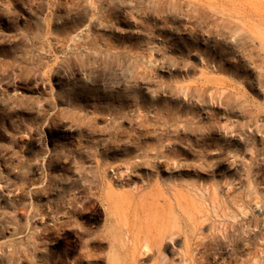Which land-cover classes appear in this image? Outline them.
<instances>
[{"label": "rangeland", "instance_id": "rangeland-1", "mask_svg": "<svg viewBox=\"0 0 264 264\" xmlns=\"http://www.w3.org/2000/svg\"><path fill=\"white\" fill-rule=\"evenodd\" d=\"M260 13L0 0V264H264Z\"/></svg>", "mask_w": 264, "mask_h": 264}, {"label": "bare ground", "instance_id": "bare-ground-1", "mask_svg": "<svg viewBox=\"0 0 264 264\" xmlns=\"http://www.w3.org/2000/svg\"><path fill=\"white\" fill-rule=\"evenodd\" d=\"M237 21L242 24L241 26L237 25V29L239 28L242 30L251 31L256 27H264V14L260 13L255 16H244L242 17V19L237 18ZM121 238V247L127 253V255L130 252L139 251L142 255H146L147 258L154 254L153 252L155 249H157L158 251L160 250V246L163 242L164 237L160 238L157 236H150L148 233L142 234L140 232H137L132 227L127 226L126 236L122 235ZM136 262H138V259L133 260L131 264H135Z\"/></svg>", "mask_w": 264, "mask_h": 264}]
</instances>
